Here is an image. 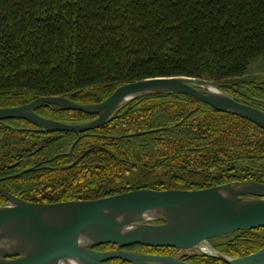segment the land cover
Segmentation results:
<instances>
[{"label":"trees","instance_id":"trees-1","mask_svg":"<svg viewBox=\"0 0 264 264\" xmlns=\"http://www.w3.org/2000/svg\"><path fill=\"white\" fill-rule=\"evenodd\" d=\"M257 60L264 63V0H0V108L52 96L97 104L124 84L187 77L222 84L264 112V80L246 76ZM35 112L67 124L95 118L46 105ZM244 181L264 183V130L187 95L136 98L79 135L0 122V188L28 202ZM7 203L0 195V206ZM210 243L229 257L246 256L264 246V228ZM181 260L224 264L200 253Z\"/></svg>","mask_w":264,"mask_h":264},{"label":"water","instance_id":"water-1","mask_svg":"<svg viewBox=\"0 0 264 264\" xmlns=\"http://www.w3.org/2000/svg\"><path fill=\"white\" fill-rule=\"evenodd\" d=\"M222 84L187 77L151 78L124 84L97 104L40 97L16 107L0 108V122L24 120L44 132L75 135L106 125L128 102L149 95L190 96L216 111L242 118L264 130V112L237 101ZM95 116L78 124L44 118L35 108ZM8 203L0 206V264H189L173 255L124 250L131 246L196 251L224 264H264V246L255 253L229 257L210 243L239 231L264 228V183L230 182L200 190L136 189L94 200L51 204L21 200L0 189ZM113 245L112 251L95 248Z\"/></svg>","mask_w":264,"mask_h":264},{"label":"rangeland","instance_id":"rangeland-1","mask_svg":"<svg viewBox=\"0 0 264 264\" xmlns=\"http://www.w3.org/2000/svg\"><path fill=\"white\" fill-rule=\"evenodd\" d=\"M247 77L250 78H262L264 80V63L261 60L253 62L246 73ZM196 251H176L173 256L182 259L184 256H190L196 254Z\"/></svg>","mask_w":264,"mask_h":264},{"label":"flooded vegetation","instance_id":"flooded-vegetation-1","mask_svg":"<svg viewBox=\"0 0 264 264\" xmlns=\"http://www.w3.org/2000/svg\"><path fill=\"white\" fill-rule=\"evenodd\" d=\"M1 189V188H0ZM3 190V189H2ZM5 191V190H4ZM7 192V191H6ZM9 193V192H8ZM12 195V194H11Z\"/></svg>","mask_w":264,"mask_h":264}]
</instances>
